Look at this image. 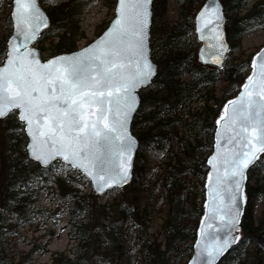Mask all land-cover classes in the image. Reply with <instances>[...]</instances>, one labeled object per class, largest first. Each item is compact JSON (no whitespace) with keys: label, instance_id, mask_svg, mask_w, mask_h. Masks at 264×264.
Here are the masks:
<instances>
[{"label":"trees","instance_id":"obj_1","mask_svg":"<svg viewBox=\"0 0 264 264\" xmlns=\"http://www.w3.org/2000/svg\"><path fill=\"white\" fill-rule=\"evenodd\" d=\"M178 19L168 16L170 0L152 1L150 32L151 57L157 75L150 86L139 91L140 106L131 124L139 140L133 168V180L119 189L111 202L91 189L83 192L75 182L87 178L56 175L48 192L60 199H70L69 238L75 246L54 253L50 264H186L193 252L197 228L203 214L208 172L207 158L213 150L216 118L225 102L240 90L251 69V56L232 58L241 49L244 31L264 24V0H222L226 15L227 37L231 50L222 68L197 61L199 43L195 36V15L205 0H176ZM89 0H56L46 9L51 25L37 43L44 59L78 49L85 38L81 27L83 10ZM12 26L10 14L7 18ZM109 22L99 27L98 35ZM12 30V27L10 28ZM57 37V40H53ZM51 38L48 46L44 45ZM7 54V44L0 46V64ZM232 59V60H231ZM225 82L220 94L217 84ZM202 102L200 106L194 104ZM28 137L17 112L0 118V264H29L34 253L47 251V244L37 245L20 262L4 248L12 215L23 225L26 206L35 204L41 183L59 161L48 167L32 160L27 153ZM176 151H174V147ZM150 148L165 157L163 172L146 176ZM264 158V154L262 155ZM264 163V159H263ZM264 167V166H263ZM256 168V167H255ZM252 168L248 173V205L242 220L239 245L248 246L264 232V217L255 222L250 200L264 195V176ZM147 177V178H146ZM135 185V186H134ZM35 187V188H34ZM142 190L144 204L135 194ZM130 194L129 197L124 196ZM69 204V207H70ZM166 205L167 216L160 226L163 241L149 234L153 213ZM24 211V212H23ZM134 239V240H133ZM258 250V255L256 250ZM249 256L229 254L221 264H264V250L255 246Z\"/></svg>","mask_w":264,"mask_h":264},{"label":"snow or ice","instance_id":"obj_2","mask_svg":"<svg viewBox=\"0 0 264 264\" xmlns=\"http://www.w3.org/2000/svg\"><path fill=\"white\" fill-rule=\"evenodd\" d=\"M151 0H119L118 17L113 28L93 46L73 56H61L41 63L27 48L41 25L47 22L36 0H15L16 38L22 37L19 51L14 43L7 53V66L0 68V118L15 114L26 125L33 143L29 145L34 160L47 167L61 158L73 168L90 176L98 192L122 187L129 181L131 155L135 141L127 126L136 110L134 94L141 86L150 85L157 67L148 59L147 36ZM205 27H220L223 17L216 0L200 12ZM213 63H221L226 46L221 33H216ZM253 60V75L244 85L237 101H229L219 124L224 121L226 149L220 164H213L215 184L210 189L213 200L212 220L220 218L227 228L224 239L217 232L202 236L207 244L200 255L204 264H215L239 237L241 215L238 198L242 195L245 170L264 153V55ZM221 146L217 133V148ZM223 174H220V167ZM212 183V175L209 176ZM227 196V203L216 201ZM228 216L225 222L224 216ZM212 225L209 224V227Z\"/></svg>","mask_w":264,"mask_h":264},{"label":"rangeland","instance_id":"obj_3","mask_svg":"<svg viewBox=\"0 0 264 264\" xmlns=\"http://www.w3.org/2000/svg\"><path fill=\"white\" fill-rule=\"evenodd\" d=\"M58 1L64 2L66 0ZM115 1L116 0H89L88 6L83 10L82 14L81 27L85 32V38L78 43L79 48L84 47L86 44L94 40L98 36L97 33L99 27L104 23L109 22L114 17ZM254 1L255 0H249L247 8H250ZM42 3L46 8L54 4V2L49 0H44ZM11 9L12 0H0V46L3 43L7 44V41L11 36L10 28L12 26L7 20ZM168 16L171 22L177 21L178 4L176 0H170L168 4ZM53 40H57V37ZM50 42L51 38L47 39L44 45L48 46ZM262 46H264V24H257L244 31L241 38V49L236 50L233 53L232 58H247L249 56L252 58ZM224 84L225 82L223 81H220L217 84L218 94L222 91ZM200 105L201 103L199 102L194 104L193 107ZM173 147L174 151H176L175 146ZM146 153L148 158L146 176H150L152 172L161 174L163 172V162L165 161L164 155L155 151L153 148H150ZM261 172L264 175V169L261 170ZM56 175H61L62 177L75 176V178L79 180L76 170H73L69 165L63 162L57 163L53 170L47 175L45 183L40 182L42 186L35 204L26 206L25 212L23 211L28 221L23 225L16 227L15 224L18 223L17 220L13 215L10 218L9 222L11 228L9 230L14 231V234L7 235L3 246L6 251L11 256H15L16 260L19 262L26 259V253L32 248V241L37 245L46 243L47 251L44 253H34L29 264H50L54 253L65 252L76 245L74 241L70 240L68 235L70 229L68 220L70 218V208L72 206V204H70V199L66 198L65 200H62L55 194V191H53V193L48 192L49 186H53L54 190L56 188L53 183V179ZM74 185L80 188L83 192H87L91 189L88 180L85 184L78 181L75 182ZM135 194L138 195V199L141 198V202L144 204L142 190H137ZM117 195H120L118 190L111 191L108 194L103 195L102 202H111ZM124 196L129 197L130 194L125 193ZM253 200L254 219L257 223L261 214L263 202L258 197H255ZM167 209L168 207L162 204L159 211L155 210L153 213L152 226L148 231L152 238L157 236L158 242L163 241L160 226L163 219L167 216ZM255 246L256 242L254 239L252 247L251 245L239 247L233 254L235 257L242 254L243 258H245L251 254V251L256 250ZM256 253L258 255V250H256ZM125 264H130V261L126 260ZM136 264H142V262L138 260Z\"/></svg>","mask_w":264,"mask_h":264},{"label":"water","instance_id":"obj_4","mask_svg":"<svg viewBox=\"0 0 264 264\" xmlns=\"http://www.w3.org/2000/svg\"><path fill=\"white\" fill-rule=\"evenodd\" d=\"M54 1V0H52ZM152 1L151 0V4L149 5V20H148V36H147V49H148V59L157 67V64L154 62V60L151 57V47H150V32H151V24H152ZM216 2L219 4L220 6V12L221 15L223 17L222 21L220 22V27L217 29H214L212 25H209L207 27H205L203 20L200 18V12L205 8L206 5H210L211 4V0H205L204 3L200 6V8L198 9L196 15H195V34L197 37L198 42L200 43L199 49H198V53H197V61L205 66H214L216 68H222L228 58V54L230 53L231 50V46L230 43L228 41V37H227V30H226V15H225V11H224V6L221 2V0H216ZM36 4L37 7L40 10V13L42 14L43 18L46 20L47 22V27L41 25L40 27V31L37 33V36L34 40L28 42L27 44V48L31 51H33L34 54H36L37 58L40 60L41 63H47L50 60H53L54 58L57 57H61V56H73L77 53H81L84 49L89 48L91 46H93L97 41L101 40L108 32H110L113 28L114 22L118 17V9H119V0H116V6H115V14L114 17L112 18V20L109 22L108 26L102 31V33L100 35H98L94 40H92L91 42H89L88 44H86L84 47L78 48L72 52H68V53H61L52 57H49L47 59H44L42 57L41 54V50L40 48L36 45L37 40L39 39V37L42 35L43 32H45L51 25V20H50V16L48 14L47 9L42 6L40 0H36ZM15 11V0H12V9L10 12V16H11V20H12V32H11V36L9 37L8 41H7V53L12 51V46L15 43L18 47L21 45L22 43V37L16 38L15 40L13 39L14 37H16V29H15V21L13 19L12 13ZM219 32L222 35L223 38V43L226 46V49L223 52V59L221 61V63L217 64V63H213V59H214V53L217 51L215 45H217L218 41L216 39V33ZM19 51L20 52H24L25 49L23 47H19ZM264 55V46H262L251 58V71L249 73V75L245 78L243 84L241 85V88L239 90V92L237 93L236 96L230 98L229 100H227L225 102V104L223 105L221 112L219 113V115L216 118V127H215V131H214V136H213V150L211 152V154L208 156L207 158V164H208V172L206 175V179H205V183H204V189H205V200H204V208H203V214L200 218L199 221V225L197 228V233H196V239L194 241L193 244V253L192 256L190 257L189 261L187 262V264H204V260L206 259V257L201 256L200 255V251L201 249L205 246V244L208 243V241H206L204 239V237L202 236V230L206 233H211L216 231V229H221L220 231H218L216 234L217 236L221 239V241L224 239L225 235L227 234L228 229L224 228L221 225L220 222V218L217 217V219L212 220L211 217L213 215L212 213V208H213V200L212 197L210 196V189L214 186L215 184V177H216V171L213 168V164H220V159L223 156V154L225 153L226 149H230L233 147V145H229L226 143V134L224 131V121H221L219 124L217 123V121H220L221 116H223L225 114V107L227 106L229 109H231V105L229 104V101H237L240 99L242 93L244 92V85L246 83H248V79L250 76L253 75V68H252V63L254 59H257L258 61V57ZM7 54L6 57L4 59V61L0 64V68H4L7 66ZM155 77V76H154ZM153 77V78H154ZM152 78V80H153ZM152 83V81H151ZM150 83V84H151ZM150 86V85H148ZM148 86H141L139 88L136 89V92L134 93L137 97V104H136V110L134 112L131 113L130 118H129V122H128V126H127V130H128V134L133 138V140L135 141V145L134 148L132 150V155H131V171L129 174V181L124 184L122 187H113L112 189H105L102 192H98L96 190V186L93 183V180L90 176L86 175L82 170L77 169V168H73L70 164L66 163L65 161H63L61 158H57L55 160H53L51 162L54 163L55 161H61L67 165H69L72 169L79 171L81 174H83L87 180L89 181L90 185H91V190L94 191L95 193L99 194L100 196H103L105 194H107L110 191L113 190H118L120 188H123L124 186H127L128 184H130L133 180V168H134V164H135V159H136V155L139 149V140L138 138L133 134L132 130H131V124L133 121V118L135 116V113L137 112L139 106H140V95H139V91L142 88H146ZM17 111V115H18V119H19V110ZM22 122V121H21ZM23 123V122H22ZM24 124V123H23ZM25 127V133L28 137V143L26 146V150L28 153V156L34 160L31 156V150L29 148V145L33 143L32 138L28 135V132L26 130V125L24 124ZM220 133V141H221V146L218 149L217 148V133ZM264 153L259 154V157H261ZM213 157H216L215 160H213V164L209 163V160L213 159ZM260 159V158H259ZM258 159V160H259ZM255 161L253 165H250L248 169L245 170V177L246 179L243 182L242 185V195L238 198V202L240 204V211H241V215L239 217V223L237 224V229L238 231H233L232 232V236H238L239 239L230 245V247H228L221 255H219L216 258L215 264H220V262L227 256V254H229L240 242L241 238H242V220H243V216L245 214V210L248 204V195L246 192V187H247V183H248V172L249 170L258 162ZM36 161V160H34ZM38 162V161H36ZM40 163V162H38ZM41 166L45 167L44 165H42L40 163ZM49 166V165H48ZM210 174L212 175V183L210 184L209 182V176ZM220 174H223V167H220ZM221 202L223 203H227V196L224 195L222 196L220 199H218L216 201L217 204H220ZM222 216H224V220L225 222L228 219L227 215H224L223 213H221ZM209 224H211L212 226L209 227ZM257 242L258 244H264V234L260 235L257 237Z\"/></svg>","mask_w":264,"mask_h":264},{"label":"flooded vegetation","instance_id":"obj_5","mask_svg":"<svg viewBox=\"0 0 264 264\" xmlns=\"http://www.w3.org/2000/svg\"><path fill=\"white\" fill-rule=\"evenodd\" d=\"M41 1L43 2L44 0H41ZM263 159H264V158L262 157L261 162L258 163V165L255 166L256 168L254 167V168H255V171L260 172L261 177L264 176V175L262 174V172H261V170L264 169V168L261 169V167L264 165V163H263ZM263 179H264V178H263ZM254 198H255V197H254ZM254 198H253V199H254ZM253 199L250 200V203H251V204H253V201H254ZM259 199H260V198H259ZM252 200H253V201H252ZM261 200H262V202H263V205H262V210H261V214H260V216H259L258 222L261 221V219L264 217V195L262 196ZM252 206H253V205H252ZM262 234H264V232H262L260 235H262ZM255 242H256V239H255ZM252 243H253V241H252ZM257 245H258L259 248H262V249L264 250V244H261V245H260V244L257 243Z\"/></svg>","mask_w":264,"mask_h":264}]
</instances>
